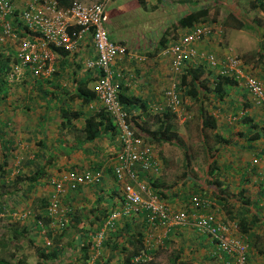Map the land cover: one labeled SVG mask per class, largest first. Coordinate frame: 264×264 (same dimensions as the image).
<instances>
[{"label":"crops","instance_id":"obj_1","mask_svg":"<svg viewBox=\"0 0 264 264\" xmlns=\"http://www.w3.org/2000/svg\"><path fill=\"white\" fill-rule=\"evenodd\" d=\"M30 1L10 0L16 10H23ZM73 1L95 3L94 0H61L59 3L61 7H68ZM117 1L110 0L114 7L106 13V21L113 32L127 28L120 25L123 17L128 21L137 20V25L130 31L144 29L149 32L152 25L146 23L150 17H143V13L156 12L157 5L156 8L147 6L151 0H123L118 6ZM72 23L67 29L68 34L77 30ZM229 29L231 32L226 40H242L232 35L233 31L242 30ZM18 33L8 35L0 31V59L8 57L6 62H1L4 68L0 63V239L9 232L5 238L10 240L13 230L24 234L32 245L30 254L33 253L34 263L38 260L34 253L37 255L38 250L55 255L43 260L44 264H124L127 259L135 264L132 262L134 257L149 252L150 261L136 264H157L158 251L164 250L166 259L161 264H171L174 254L179 255L180 264H221L213 257L215 246L212 239L198 232L193 225L199 216L209 215L225 225L228 237L244 238L249 242L247 250L251 264H264V229L252 228L249 233L241 235L233 224L234 220L225 215L222 200L204 184V178L188 177L178 183H169L161 166L166 167L165 160L157 158L160 154L154 143L150 144L159 173H150L146 178L141 175L139 181L146 184L149 192L158 190L163 193L161 197L171 209L188 211L189 222L176 229H167L165 225L149 221L145 210L125 215L122 190L128 177L124 175L117 180L114 176L119 132L114 123L111 128L107 124L106 129L104 125L99 127L93 138L86 140L85 120L94 117L102 105L95 95L89 102L77 97L78 88L86 80L84 90L87 94L94 92L99 74L94 64L88 65L96 58L91 35L81 36L73 52L51 46L48 49L50 60H45L43 68L37 69L18 57L23 50L37 48L33 45L36 43L34 36ZM224 35L222 26L220 33H212L194 46L200 52L223 60L219 42ZM126 37L113 39L124 45L126 53L118 55L111 67L119 92L138 99L128 108L124 106L125 111L129 110L128 114L135 119L140 116L136 120L139 123L156 113L163 115L168 109L175 115L177 109L166 96V87L171 80L177 91V77L172 68L174 56L168 50L170 46L161 49L154 46L151 38L136 45ZM242 50L239 46L236 52L241 54ZM243 67L248 73L261 77L244 64ZM236 88L240 87H230L226 101L218 103L216 100V103L207 105V113L215 119L217 126L212 137L218 133L229 142L216 143L213 139V147L219 148L217 171L223 181L221 188L237 203L234 213H238L240 205L238 191L243 189L250 201V211L261 218L259 223L262 226L264 107L253 103L244 86ZM214 94L212 90L207 95L213 99ZM72 112H76V116ZM252 134H257V139L249 140ZM144 139L148 142L147 137ZM71 172H88L95 181L84 182L70 190L64 179ZM17 177H21V181H17ZM61 181L64 192L59 194V211L51 217L49 199ZM193 196L206 199V205L192 209L190 199ZM114 212L116 216L111 220ZM252 213H249L250 217ZM149 239L152 240L151 250L140 249V241L147 248L145 241ZM16 241L12 242L15 246ZM0 253L1 258L7 252L0 247Z\"/></svg>","mask_w":264,"mask_h":264},{"label":"built area","instance_id":"obj_2","mask_svg":"<svg viewBox=\"0 0 264 264\" xmlns=\"http://www.w3.org/2000/svg\"><path fill=\"white\" fill-rule=\"evenodd\" d=\"M110 0H99L95 3H81L73 1L68 7H61L58 0H32L23 10H16L10 0H0V29L2 33L16 35L26 32L34 36L37 48L24 50L18 57L28 63L32 68L42 69L43 62L50 60L49 48H60L65 52L76 51L78 40L84 34H90L96 58L89 61L98 68L99 74L94 86L95 98L101 103L105 112L112 118L120 137L119 149L115 158L117 165L114 168L115 177L121 180L124 175L128 180L123 186L122 197L124 202L123 213H137L145 210L149 221L165 225L167 229L185 226L189 222L188 211L171 209L161 197L149 192L146 184L139 181L142 174L144 178L159 173V166L153 156L151 144L143 137L137 136L127 118L130 115L118 100V85L115 83L111 71L114 60L120 54L126 53L124 45L109 37L106 28V13ZM73 22V23H72ZM70 23L77 30L67 33ZM222 26L216 22H204L187 27L173 41L168 49L174 56L173 66L177 69L185 60L198 66L207 67L220 76L233 78L242 83L249 97L257 106L264 105V78L254 76L243 67L242 60L229 53L223 60L214 55L198 51L194 44L208 38L212 33H220ZM171 105L177 109V91L169 88L166 91ZM177 114V111H176ZM95 178L90 173H69L64 182L68 189L74 190L84 182H93ZM50 196L48 213L54 217L59 211V194L64 192L62 181L56 184V189ZM206 199L193 196L190 199L192 209L206 205ZM116 212L111 215V220ZM193 225L195 229L210 237L214 243L213 257L221 264H251L247 259V245L244 238H232L226 235V227L218 223L213 216H199ZM146 240L148 250L152 244ZM152 241V240H151ZM151 253L137 256L133 263H146L151 259Z\"/></svg>","mask_w":264,"mask_h":264},{"label":"rangeland","instance_id":"obj_3","mask_svg":"<svg viewBox=\"0 0 264 264\" xmlns=\"http://www.w3.org/2000/svg\"><path fill=\"white\" fill-rule=\"evenodd\" d=\"M94 1L97 2L99 0ZM122 1L123 0H119L116 2V4L120 6ZM251 1L252 0H162L161 2H158L157 0H151V2L147 4V6H155L156 8L157 5V7L159 8H157L156 12L151 14H149L148 12H146V14L143 13V17H150L149 22L146 23V25H152V27L149 28V32L144 29H141L139 31L133 30L134 32L130 31L129 29H132L137 25V20L128 21L125 17H123L120 22V25L127 27L125 29L122 28L118 31L113 32L107 21L105 22V24L109 32V37L111 39H122L124 36H128L126 38H131V42L133 41L136 45H142V43L146 39L149 40L150 38H154L153 40H157L160 36H162L159 34L160 29L164 26L167 27L168 25L167 32L164 35L166 39L165 47L162 48L161 46L157 45L161 49H166L173 41L178 38L177 33L174 30L176 28L175 21L177 19V16H179L184 11L186 12L187 9L191 7L193 8L206 5L208 6V9H210L208 21H213L215 19L223 26V29L225 31L224 39L219 42L221 49H223V54L222 52H220L222 57H224L225 55H229V53L238 56L250 71L261 76V78H264V36H262V30H258L259 26L257 25V23L261 24V22H263L264 17L261 11L251 8ZM111 4L112 3L108 5L107 11H110L114 7ZM229 13L235 15L239 20L257 27V29L243 28L241 30L244 33L241 31H233L232 35L238 36L242 38V40H239L238 42H235L233 40H226V36H229L231 32V30L224 25ZM184 29L185 28L177 30L178 36L184 31ZM0 31L2 32V29H0ZM239 46H242V48L244 49L242 50L241 54H238L236 52ZM229 47L234 49V51H231ZM191 64L192 63L190 61H184V63L176 69L173 66L172 62V68L177 77V98L179 100V103H177V114H172L173 118H170V120L173 122L176 128V132L182 141V145L180 147H175L167 143H154L155 150L157 151V153L159 151L160 154H158L159 157L157 158L163 159V161L165 160L164 164L166 167H164L163 165L161 166L163 171H165V177L169 181V183H174V181L178 183L182 180H186L188 177H192L195 180L202 179L205 175V145H208L211 148L214 144V137H212L213 132L208 128L201 130V127L199 125L200 103L195 100V98L187 94V88L180 85V75L185 72L187 67H190ZM193 66L196 67V65L194 64ZM202 72L203 73L199 77L201 86L208 90L209 95V93L213 90V83L215 81L216 72H214L215 75L205 70H202ZM171 82L172 80L167 84L166 91L169 88H173ZM235 86L242 88L244 85L242 83H237ZM240 88L236 89L238 90ZM212 98L213 99H211L208 106L212 102L216 103L215 94ZM224 101H226V99ZM202 105L204 107V110L207 112V105L205 103H202ZM260 106L264 107V105ZM168 110L171 111L170 109ZM262 118H264V112L262 113ZM145 121L148 122L150 128H154V125H151L152 120L149 119V117H146ZM159 148L161 149L157 150ZM237 211L239 212V209ZM254 229L261 230L262 228L255 227ZM8 234L9 232H6L2 237L3 239H0L1 249H5L7 252L6 255L1 258H6V260L10 261L11 264H16L15 261L17 258H22L25 262H27V264H35V259L32 256L33 253L30 254V250H33L32 245L29 244L25 236L18 239L15 246V244H12L13 241L5 238V236ZM247 239L249 238L247 237ZM247 244L249 246L248 241L246 245ZM14 254L15 257L12 259L11 256ZM1 255L2 254L0 253V256ZM158 255L159 260L156 263L161 264V262L165 261L166 259V252L164 250H159ZM34 256H36L35 253Z\"/></svg>","mask_w":264,"mask_h":264},{"label":"trees","instance_id":"obj_4","mask_svg":"<svg viewBox=\"0 0 264 264\" xmlns=\"http://www.w3.org/2000/svg\"><path fill=\"white\" fill-rule=\"evenodd\" d=\"M58 1L60 2L61 0H58ZM157 1L161 2L162 0H157ZM250 6L253 9H258L259 11H261L264 17V0H252L250 2ZM209 13H210V9H208V6L206 5L197 6L193 8L191 7L187 9L186 12L185 11L182 12L179 16H177V19L175 21L176 28L174 30L177 33V37H179L178 32H177L178 29L181 30L183 28L191 27L196 24H200L204 22H217L215 19L213 21L212 20L208 21V17L210 15ZM224 25L228 28H233L237 30H241L243 28H251V29L256 28L257 29V27H254L253 25H250L246 22L239 20L232 13L228 14ZM257 25L259 26L258 30H262V36H264V19H263V22H261V24L257 23ZM166 32H167V28L165 29L161 28L159 34L162 36H160L157 40H153L154 38L151 39L154 46L159 45L162 48L165 47L166 39L164 35L166 34ZM7 60H8V57H2L0 59V63L2 61L6 62ZM1 65H3V63H1ZM2 67L4 68V65ZM202 70H205L215 75L214 71H210L207 67H204L202 65L201 66L198 65L195 67L193 66V64H191V66L187 67L185 72H183L180 75V85L182 87L187 88V94L195 98V100H197L200 103L199 105V109H200L199 125L201 127V130L208 128L211 131H215L217 127L215 123V119L204 110V107L202 105V103L203 104L205 103L206 105H208L211 101V99L207 95L208 90L201 86V81L199 77L203 73ZM87 82H88L87 80L83 81L82 85L77 90V93H78L77 97H80L84 102H89V100L94 97V92L93 93L89 92L87 94L86 91L84 90V87H86ZM236 84H237V81H235L233 78H228V77H224V76H220L219 74H216L215 81L213 83V91L215 92L217 102L222 103L230 87L235 86ZM118 100L123 105V107L124 106L129 107V105H131L133 102L135 103L138 102V99L134 97L131 98V97L125 96L124 94H121L119 92V89H118ZM127 111L130 112L129 110ZM72 114L76 116L77 113L72 112ZM170 117L172 118L173 115L170 112H168V110L163 115H161L160 113L151 115L149 119L152 120L151 125H154V128H150V125L145 120L143 121L140 120V123L137 122L136 120L140 119L141 118L140 116L137 119H135V116L131 115L130 118H127V121L130 122L137 136H140L143 138L147 137L148 142L151 144L152 143H157V144L158 143H169L175 147H180L182 145V141L176 132V128L174 124L171 123ZM96 118H98V120H96ZM112 123H114L112 118L105 112L103 107L100 108V110L97 112V114L94 117H88L85 120V124H86L85 130L87 132L86 140L93 138L96 130H98L99 127L104 125V128L106 129V127L110 125L109 128H111ZM257 136H258L257 134H252L250 135L249 140L257 139ZM214 139L216 143L217 142L229 143L227 140L223 139L222 136L218 133L214 134ZM218 153H219V148L217 147L210 148L208 145H205V160L206 161H205V175L203 177L204 184L218 199L222 200L225 215L230 220H234L233 224L236 226L237 231L241 233V235H245L249 233L250 229L255 228V227L256 228L262 227V229H264V220L262 223L263 225L261 226V224L259 223V221H261V218L257 214L252 213L250 211L249 209L250 201L246 197L243 189H240L238 191V200L240 204L239 209L241 208V213L240 214H238L239 212L234 213V208H236V204H237L236 201L235 202L232 201L233 199H231V195L227 193L225 189L221 188L223 185L222 183L223 181L219 177V173L217 171L218 167L216 165ZM114 176H115V173H114ZM17 181H21V177H17ZM153 193L159 197H161L163 194V193H160L158 190L153 191ZM231 208L233 209V212ZM249 213H252L251 217L249 216ZM176 228L178 227H175V229ZM12 234H13L12 237L9 238L11 241L18 240L22 236H24V234L17 233L15 232V230H13ZM139 248L143 249V251L147 250L145 245L143 246V242L141 243V241H140ZM37 252L38 253L36 256L38 260L35 264H44L43 260H46L49 257L51 258L55 257L53 253H50L49 255V254H45L38 250ZM14 255L11 256L12 259L15 257ZM247 259L250 261L248 251H247ZM179 260H180L179 255L174 254V256L172 257L170 261H171V264H180ZM15 262L16 264H27V262H25L22 258H17ZM0 264H11V263L8 260H4L3 258H0ZM124 264H131V263L127 259L124 262Z\"/></svg>","mask_w":264,"mask_h":264}]
</instances>
